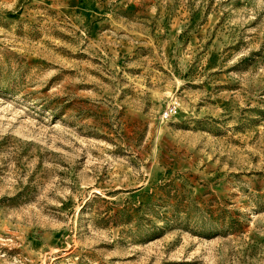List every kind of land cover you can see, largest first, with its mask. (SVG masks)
<instances>
[{
	"label": "rangeland",
	"instance_id": "rangeland-1",
	"mask_svg": "<svg viewBox=\"0 0 264 264\" xmlns=\"http://www.w3.org/2000/svg\"><path fill=\"white\" fill-rule=\"evenodd\" d=\"M0 264H264V0H0Z\"/></svg>",
	"mask_w": 264,
	"mask_h": 264
},
{
	"label": "built area",
	"instance_id": "built-area-1",
	"mask_svg": "<svg viewBox=\"0 0 264 264\" xmlns=\"http://www.w3.org/2000/svg\"><path fill=\"white\" fill-rule=\"evenodd\" d=\"M176 111V103H172V105H169L167 109L163 111L164 116H171L172 113Z\"/></svg>",
	"mask_w": 264,
	"mask_h": 264
}]
</instances>
